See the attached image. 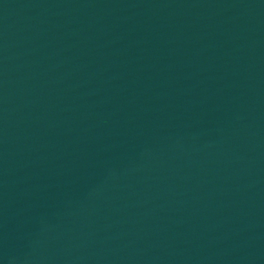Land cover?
Returning <instances> with one entry per match:
<instances>
[{
  "label": "water",
  "instance_id": "95a60500",
  "mask_svg": "<svg viewBox=\"0 0 264 264\" xmlns=\"http://www.w3.org/2000/svg\"><path fill=\"white\" fill-rule=\"evenodd\" d=\"M0 264H264V0H0Z\"/></svg>",
  "mask_w": 264,
  "mask_h": 264
}]
</instances>
